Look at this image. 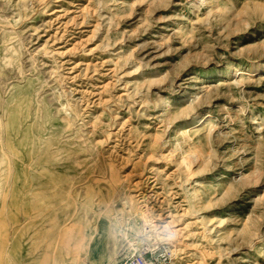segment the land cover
Instances as JSON below:
<instances>
[{"label": "rangeland", "instance_id": "obj_1", "mask_svg": "<svg viewBox=\"0 0 264 264\" xmlns=\"http://www.w3.org/2000/svg\"><path fill=\"white\" fill-rule=\"evenodd\" d=\"M262 63L264 0H0V264H264Z\"/></svg>", "mask_w": 264, "mask_h": 264}, {"label": "built area", "instance_id": "obj_2", "mask_svg": "<svg viewBox=\"0 0 264 264\" xmlns=\"http://www.w3.org/2000/svg\"><path fill=\"white\" fill-rule=\"evenodd\" d=\"M146 237L131 246L116 264H173L183 232L172 220L153 216L146 225Z\"/></svg>", "mask_w": 264, "mask_h": 264}, {"label": "bare ground", "instance_id": "obj_3", "mask_svg": "<svg viewBox=\"0 0 264 264\" xmlns=\"http://www.w3.org/2000/svg\"><path fill=\"white\" fill-rule=\"evenodd\" d=\"M262 70H264V63H262V64H255V65H253V67H252V73H255V72H258V71H262ZM205 117H203V116H201V117H195V119H194V123L195 124H199V123H201L202 122V120L204 119ZM193 162L194 161H189V167L190 166H192V164H193ZM185 163V162H184ZM206 164V163H205ZM188 166V165H187Z\"/></svg>", "mask_w": 264, "mask_h": 264}]
</instances>
